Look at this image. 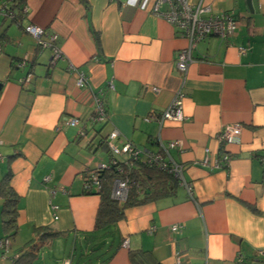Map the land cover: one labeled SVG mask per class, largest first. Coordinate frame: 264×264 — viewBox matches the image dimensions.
<instances>
[{"label": "crops", "instance_id": "1", "mask_svg": "<svg viewBox=\"0 0 264 264\" xmlns=\"http://www.w3.org/2000/svg\"><path fill=\"white\" fill-rule=\"evenodd\" d=\"M153 1L26 0L19 23L0 21V182L8 173L19 198L17 232L8 256L0 246V264L33 248L37 227L58 233L50 248L72 240L61 264H103L111 251L104 264H133L129 251L139 249L160 264H264L257 254L264 249V0L252 11L244 0H205L214 12L232 13L237 27L226 38L198 42L185 74L175 58L187 39L152 13ZM28 24L57 34L62 57L54 65L51 51L24 30ZM177 91L185 119L160 126L149 115ZM93 94L103 101L105 121L91 119ZM71 117L78 124L66 123ZM229 124L241 127L239 141L222 144L217 135ZM112 129L118 147L128 141L157 151L181 140V149L163 153L182 165L193 198L179 183L174 195L126 207L123 219L93 233L99 196L85 189L83 172L109 164L102 141ZM221 152L230 157L225 167L215 166ZM2 204L0 196V241ZM176 223L181 229L170 230Z\"/></svg>", "mask_w": 264, "mask_h": 264}, {"label": "built area", "instance_id": "2", "mask_svg": "<svg viewBox=\"0 0 264 264\" xmlns=\"http://www.w3.org/2000/svg\"><path fill=\"white\" fill-rule=\"evenodd\" d=\"M12 0H0V18L6 17L11 19L13 17V11L10 6ZM165 5L164 9L161 6ZM23 11H26L24 6ZM151 11L153 14L163 17L168 21L175 33L179 36L187 39V45L180 49L175 58L176 68L183 74L186 73L189 64L193 61L192 51L198 42L203 40L210 34L218 35L220 38H226L232 35L237 27L236 19L234 15L227 11L214 12L211 5L205 0H154L151 5ZM1 21V19H0ZM24 30L31 35L38 46L46 48L51 51V57L49 60L50 65H54L56 60L62 57L61 50L57 45V34L47 32L45 28L28 24ZM240 51H244L240 48ZM25 60L20 61L19 65H24ZM32 77V73L29 72L25 76L19 78L21 85L27 84ZM76 84L79 87L84 86L85 77L78 73ZM155 91L157 88H153ZM184 94L181 91H177L172 101L163 110L157 113H151L149 116L154 114L159 125H163L165 121H183L185 119L182 112V100ZM94 99V114L91 116L93 121H105L107 119V111L103 105L101 98L97 94H93ZM150 118V117H149ZM79 120L77 117H71L66 119V123L70 125L78 124ZM241 133V127L238 124L225 125L218 133L217 139L222 144L236 143L239 141ZM119 133L117 129H112L107 136L104 138V143L111 154V160L109 164L117 165L120 160L117 159V155H125L124 160L125 166L130 168L131 164L135 160H140L151 166L160 168L167 173L175 177L179 183L185 184L183 177V167L181 164L176 163L170 159H167L163 152H167L170 148L181 149V140H170L165 144H160V149L152 151L146 148H139L132 143L126 141L120 147L115 144V140ZM208 149H205V153ZM2 158L0 153V159ZM230 160L229 154L221 152L219 158L215 162L217 167H225ZM207 163V155L202 161ZM109 164H100L95 170H85L83 172V180L85 189L96 190L100 187L99 182V171L108 167ZM120 169V167H119ZM47 178V177H45ZM191 198V187L185 184ZM128 180L127 178H115L111 185V196L117 200H124L127 194ZM52 209H57V205H51ZM56 219V215L54 214ZM181 224L176 223L170 226V230L179 231ZM153 231V228L150 229ZM126 246L125 242L122 244ZM3 256H8L11 252V242L8 237L3 238L0 241ZM258 256L264 259V249H260L257 252ZM241 262V259H238ZM179 264V260H176ZM62 264H69L68 261H64Z\"/></svg>", "mask_w": 264, "mask_h": 264}, {"label": "trees", "instance_id": "3", "mask_svg": "<svg viewBox=\"0 0 264 264\" xmlns=\"http://www.w3.org/2000/svg\"><path fill=\"white\" fill-rule=\"evenodd\" d=\"M25 1L12 0L10 8L13 11V17L9 19L10 21L19 23L20 16L24 13ZM5 18L1 17L0 19L3 20ZM98 96L100 97V95ZM98 173L100 187L94 192L99 196V206L95 216L93 233L105 232L111 225L123 219L126 207L174 195L179 186V181L171 174L140 160L133 161L130 168L125 166L124 160L117 165L109 164L108 167L101 169ZM115 178H127L128 180L127 194L124 200H117L111 196V185ZM8 179L9 174L7 173L0 182V196L3 198L1 216L2 227L6 237L12 239L17 232L16 215L19 198L10 187ZM90 192L93 191L90 190ZM35 233L33 248L19 254L13 264H32L38 256L35 246L40 247L47 244L51 238L58 234L47 227H37L35 228ZM96 248L93 247L92 249L94 251L98 250V247ZM112 253L113 251L109 253L107 258L102 259L103 264L110 258ZM129 257L133 264H160L155 260L151 252L147 250H130Z\"/></svg>", "mask_w": 264, "mask_h": 264}, {"label": "rangeland", "instance_id": "4", "mask_svg": "<svg viewBox=\"0 0 264 264\" xmlns=\"http://www.w3.org/2000/svg\"><path fill=\"white\" fill-rule=\"evenodd\" d=\"M6 25V23H4ZM4 25V26H5ZM125 157V155H117L118 159H121L122 157ZM62 242H57V244H55L54 248H50V246L47 245H42L40 246V251H39V256L38 259L36 261L37 264H61V261L67 257L70 252L73 250V246H72V240L69 239L68 241H64V240H59ZM32 242V241H31ZM125 244H127L126 241H124ZM122 242V244L124 243ZM77 249H75L74 253V263L76 262L77 258L80 255V249H79V244L77 243L76 245ZM85 246V245H84ZM57 247V248H56ZM91 247V246H90ZM100 255V253H98ZM89 258H92L91 254L89 253ZM86 261H88L86 258H82V260H80V263H85ZM93 261V259H92Z\"/></svg>", "mask_w": 264, "mask_h": 264}, {"label": "water", "instance_id": "5", "mask_svg": "<svg viewBox=\"0 0 264 264\" xmlns=\"http://www.w3.org/2000/svg\"><path fill=\"white\" fill-rule=\"evenodd\" d=\"M245 4L247 5L250 11L256 10L257 8V0H244Z\"/></svg>", "mask_w": 264, "mask_h": 264}]
</instances>
